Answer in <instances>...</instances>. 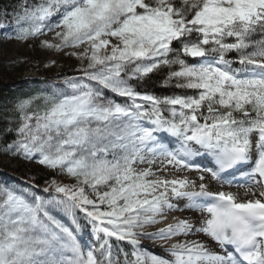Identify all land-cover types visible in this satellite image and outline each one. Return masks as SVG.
<instances>
[{
    "label": "snow or ice",
    "instance_id": "obj_1",
    "mask_svg": "<svg viewBox=\"0 0 264 264\" xmlns=\"http://www.w3.org/2000/svg\"><path fill=\"white\" fill-rule=\"evenodd\" d=\"M11 15L8 38L53 32L41 45L81 66L5 129V154L73 182L0 183V264H264V0H20ZM157 74L179 91L144 90Z\"/></svg>",
    "mask_w": 264,
    "mask_h": 264
},
{
    "label": "rangeland",
    "instance_id": "obj_2",
    "mask_svg": "<svg viewBox=\"0 0 264 264\" xmlns=\"http://www.w3.org/2000/svg\"><path fill=\"white\" fill-rule=\"evenodd\" d=\"M19 3L20 0H0V13L4 11L9 13L6 18L0 16V25H8L7 28L0 27V89L6 85L13 84V91H16V88L18 90L23 89L28 93H16L13 95L9 91L0 90V115L7 121V128L11 127L12 122L15 120V105L20 100L38 93L46 88L48 84L60 83L65 76L79 75L78 69L81 66L80 61L74 56L66 54L69 51L77 50L66 49L64 52H56L41 45L42 40L53 41V32L28 41L8 38L13 34L12 25L14 24V18L11 13L13 9L17 8ZM34 87L39 89L32 92ZM11 138L14 139L12 135ZM4 146L5 144L0 142V183L8 182L20 187L34 185V191L39 195L44 194V189L48 187V182L53 178L64 183L73 182L67 177L55 176L51 170L34 161H25L5 154L3 151ZM184 175H187L190 179H197L199 173L186 172ZM220 190L237 192L240 198H246L244 196V188L229 189L225 187ZM184 214L174 215H180V218H182ZM157 227L162 226L158 225ZM155 229L153 227L147 229V231L152 232ZM143 241L145 242L143 247L147 250L166 258L169 256L168 253L164 252V248L159 247L160 242Z\"/></svg>",
    "mask_w": 264,
    "mask_h": 264
},
{
    "label": "trees",
    "instance_id": "obj_3",
    "mask_svg": "<svg viewBox=\"0 0 264 264\" xmlns=\"http://www.w3.org/2000/svg\"><path fill=\"white\" fill-rule=\"evenodd\" d=\"M162 79H163V74H157V75L153 76L151 80H149L148 82H146L144 84V86H143L144 90L151 91V92L155 93L156 95H161V96L171 95L173 92L179 91L176 89H172L170 87H164L161 83ZM12 85L13 84H9V85H6L5 87H1L0 90H2L4 92L9 91L10 93H13V95L16 93L28 94L27 91H25L23 89L18 90L15 88L16 91H13ZM37 89H39V88L34 87L32 89V92H33V90L35 91ZM7 124H8L7 121L0 115V142H2L3 144H6V143L10 142V140H12L11 134H9L5 131V129L7 128Z\"/></svg>",
    "mask_w": 264,
    "mask_h": 264
},
{
    "label": "bare ground",
    "instance_id": "obj_4",
    "mask_svg": "<svg viewBox=\"0 0 264 264\" xmlns=\"http://www.w3.org/2000/svg\"><path fill=\"white\" fill-rule=\"evenodd\" d=\"M189 215H191V213H185L183 216H182V218L184 217V216H189ZM171 217H169V219H170ZM156 230V229H155ZM179 238H182V237H179ZM188 239H204L203 237H188ZM205 242L207 243L208 241H206L205 240ZM210 246H212V245H210ZM159 247L160 248H165V247H162L161 246V244L159 245ZM217 249V248H216ZM159 253V252H158Z\"/></svg>",
    "mask_w": 264,
    "mask_h": 264
}]
</instances>
